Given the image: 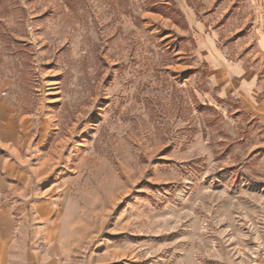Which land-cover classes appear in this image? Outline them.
Here are the masks:
<instances>
[{"label": "rangeland", "instance_id": "rangeland-1", "mask_svg": "<svg viewBox=\"0 0 264 264\" xmlns=\"http://www.w3.org/2000/svg\"><path fill=\"white\" fill-rule=\"evenodd\" d=\"M263 33L264 0H0L16 264H264V118L213 87L264 105Z\"/></svg>", "mask_w": 264, "mask_h": 264}, {"label": "crops", "instance_id": "crops-1", "mask_svg": "<svg viewBox=\"0 0 264 264\" xmlns=\"http://www.w3.org/2000/svg\"><path fill=\"white\" fill-rule=\"evenodd\" d=\"M261 39L262 44H264V33ZM229 71L231 73L229 77L221 76L220 74V76H218L219 78H214L213 87L217 88L220 92L218 97L229 101L238 99L242 106L254 109V113L257 114L258 119L264 118V116H261L264 115L262 91L257 83L254 70L250 66L242 63L236 68H229ZM214 76L216 77V75ZM9 118L10 115L6 120H9ZM23 120L24 119H22V121ZM5 134V130H0V147L6 153V157L0 156V192L11 186L14 189L13 195L16 200H22L24 193L20 191L18 185L20 183H26L28 179V175H26L24 171L26 161L19 159L18 145L14 143L13 140H5L8 137ZM14 159H17V161ZM27 202L28 199L25 200V203ZM45 206V201H38L34 205V209L41 214L46 210ZM19 207L16 206L18 211ZM45 212L50 215L49 209ZM10 239V209L2 205L0 207V264H16L18 261L16 252L20 242Z\"/></svg>", "mask_w": 264, "mask_h": 264}]
</instances>
